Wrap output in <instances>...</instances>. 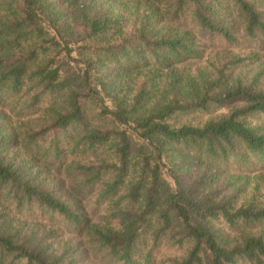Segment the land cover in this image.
<instances>
[{
	"label": "trees",
	"instance_id": "trees-1",
	"mask_svg": "<svg viewBox=\"0 0 264 264\" xmlns=\"http://www.w3.org/2000/svg\"><path fill=\"white\" fill-rule=\"evenodd\" d=\"M257 47L264 0H0V264H264Z\"/></svg>",
	"mask_w": 264,
	"mask_h": 264
},
{
	"label": "rangeland",
	"instance_id": "rangeland-1",
	"mask_svg": "<svg viewBox=\"0 0 264 264\" xmlns=\"http://www.w3.org/2000/svg\"><path fill=\"white\" fill-rule=\"evenodd\" d=\"M258 48V52H259V59L258 62L256 63L255 67L256 68H260L264 65V47H257ZM210 51L209 49H206L205 52ZM192 66H196V65H200L202 62H191ZM69 70L73 71L75 68H79V63L78 62H74L71 61V64H69ZM206 115H191V116H183V117H179V120H183V121H191V122H197L203 118H205ZM133 150L135 152L139 151V149L143 148V150H149V148L147 147V145H145L142 140L134 138L133 139ZM167 177V176H166ZM66 234V233H65ZM85 247V246H84ZM183 251V250H182ZM84 252V251H83ZM179 252L181 253V250L175 248V247H171V246H167V245H162L159 250L156 252V261H158L159 259H161L163 256L166 255H173V254H179ZM82 253V252H81ZM90 254V253H88ZM87 257L85 258L86 261ZM93 261L91 259H89V263H92Z\"/></svg>",
	"mask_w": 264,
	"mask_h": 264
}]
</instances>
